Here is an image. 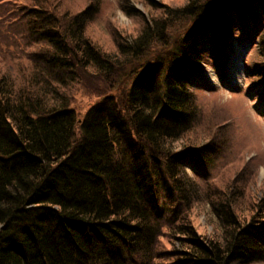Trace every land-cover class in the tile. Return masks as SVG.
Here are the masks:
<instances>
[{"label":"trees","instance_id":"obj_1","mask_svg":"<svg viewBox=\"0 0 264 264\" xmlns=\"http://www.w3.org/2000/svg\"><path fill=\"white\" fill-rule=\"evenodd\" d=\"M131 2L118 5L133 29L112 21L108 47L90 31L101 0L12 8L24 26L8 32L13 59L0 53V264L264 262V194L247 220L236 202L212 203L218 238L191 221L235 165L214 171L231 139L199 125L213 99L194 88L236 33L252 42L247 67L264 81V0H146L147 13ZM80 89L100 97L81 118L71 106ZM204 126L206 140L187 139Z\"/></svg>","mask_w":264,"mask_h":264},{"label":"rangeland","instance_id":"obj_2","mask_svg":"<svg viewBox=\"0 0 264 264\" xmlns=\"http://www.w3.org/2000/svg\"><path fill=\"white\" fill-rule=\"evenodd\" d=\"M72 1L76 2L77 0ZM131 1L132 4L142 11L146 13L150 11V8L145 3L146 0ZM158 1L160 3H168L171 6H181L187 2V0ZM118 2L119 0H101L102 8L97 16L98 20L92 27L90 26L93 36L106 47L112 41L110 34V31H112L110 30L112 26L110 23L112 21L121 28L123 33H126L125 29L129 31L134 27L135 21L119 8ZM16 6L20 10L23 8L21 0H0V31L2 32L0 35V53L8 61L13 59L10 55L16 43H9L13 36L8 32L12 29L20 30L24 26L21 19L15 15L17 10L12 9ZM153 9L157 12L156 14L162 13L160 9ZM108 13L110 14L106 17ZM107 18L108 20L106 21ZM233 36L227 43L225 55L221 57V65L218 66L215 63L213 64V62H206L202 70V81L198 84L199 87H196L197 89L194 88V92L199 99H213L212 101L202 102L204 111L200 116L199 125H204L209 121L210 124H214L216 127L224 128L220 130L221 135L228 134L230 136L229 139H231L224 155L220 159L222 161H219L214 171L222 170L229 161L235 164L229 170L227 177L224 178V182L218 183L220 188L224 189L222 191L223 194L211 198V202L202 201L197 203L193 208L191 221L197 229L208 237L215 236L217 238L222 232L220 228L222 222L217 214L211 211L212 203L215 202L216 206H218L222 199H227L232 203L236 202L238 203V208H235V212L237 211L239 217L243 218V220H247L256 211L259 199L264 194V81L262 83L258 81L256 79L257 75L253 74L254 72L247 67L248 54L252 52V42L248 38L243 37L245 36L244 33H236ZM162 50H164L163 47L153 49L146 54L144 61L149 59L147 61L151 63L149 61L154 59L155 55L161 53ZM237 50L242 52L237 58V61L240 62V67L237 70L238 72L235 73V80H232L228 68ZM98 98L100 97L97 94L80 89L76 92L71 106L81 118ZM213 101H216V104L212 105ZM212 106L214 108L209 110ZM207 113L210 116L209 120ZM204 128L203 131H193V134L187 139L194 141V143L206 140L208 133L205 131V126ZM185 140L183 138L175 142V147L180 149L186 142ZM188 168V171L192 174L191 167L188 166ZM241 174L243 175L238 182L233 183L234 179ZM228 182H230L229 188L226 187ZM233 185H236V187L231 189ZM239 186H247L248 193L241 196ZM219 208L217 207V210ZM233 264L240 263L234 262ZM253 264H264V262Z\"/></svg>","mask_w":264,"mask_h":264},{"label":"bare ground","instance_id":"obj_3","mask_svg":"<svg viewBox=\"0 0 264 264\" xmlns=\"http://www.w3.org/2000/svg\"><path fill=\"white\" fill-rule=\"evenodd\" d=\"M232 37H234V36H232ZM240 53H242L241 50H239V51L237 50L236 55L234 56V58L230 62V67L228 68V70L230 71V78L232 80H235V77H236L235 73L238 72L237 70L240 67V62L237 61V58L239 57ZM219 55H220V57L224 56L221 51H219Z\"/></svg>","mask_w":264,"mask_h":264}]
</instances>
